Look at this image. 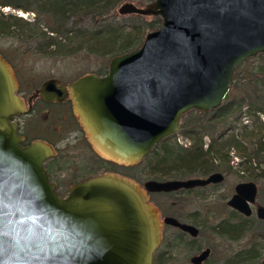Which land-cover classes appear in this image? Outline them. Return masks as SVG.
Returning <instances> with one entry per match:
<instances>
[{"label":"water","instance_id":"1","mask_svg":"<svg viewBox=\"0 0 264 264\" xmlns=\"http://www.w3.org/2000/svg\"><path fill=\"white\" fill-rule=\"evenodd\" d=\"M118 16L157 17L141 45L112 57L103 74L62 83L43 80L27 98L16 94L12 72L0 57V264H152L160 225L145 191H171L221 179L146 180L140 190L112 172L55 190L43 167L53 156L40 139L21 145L14 119L31 99H69L94 151L123 165L138 163L181 116L206 112L224 100L235 67L264 53V0H152L122 3ZM255 186L239 183L227 205L250 214ZM264 219V206L256 208ZM165 223L192 227L164 218ZM208 250L192 256L202 264ZM258 264H264V254Z\"/></svg>","mask_w":264,"mask_h":264},{"label":"rangeland","instance_id":"2","mask_svg":"<svg viewBox=\"0 0 264 264\" xmlns=\"http://www.w3.org/2000/svg\"><path fill=\"white\" fill-rule=\"evenodd\" d=\"M13 2L15 5L21 3L18 0H14ZM133 3L138 7L140 6L137 2ZM117 7L112 14L119 17L116 13ZM19 14L23 15V17ZM9 16L17 17L21 20L14 21L8 19ZM0 18V21L4 24L3 32H0V57L5 63H7L12 72L16 86V94L22 100L24 106L26 104L27 97L43 80L53 77L62 83H67L85 73H104L107 63L110 60L107 56L99 57L94 54L86 53L85 49H78L76 41H73L70 45H68L62 40L61 45H64L63 48L51 49V51L53 50L54 52L47 50L42 44L44 43L42 40L30 35L27 31L30 26L28 27L26 22H32L33 20V15L30 12L24 13L21 10L0 7ZM141 19L145 21L151 20V18L148 17H141ZM138 22L139 21H137V23ZM41 29L44 31L43 28ZM66 48H69L71 55L62 56L65 54L64 51ZM263 63L264 56L262 58L253 57L248 59L247 63H243L238 66V69H236V77L243 79L241 81L236 80V88L231 89L233 96L241 95L243 93V89L248 86L249 82L247 81V78L249 76H244L245 72L250 67H258ZM40 106V103L37 102L34 105L36 109ZM36 109H34L32 113L21 117L18 120L19 124L30 137L38 138L48 143L52 142L54 144V146H51L54 153L53 162H56V164H59L61 167V170L57 173L56 180L59 184L60 192L65 194L66 190L64 189L67 188L73 179L75 180V174L77 175L76 178L87 175V173L78 174V167H83L82 165L85 163L88 166L87 161L91 157L88 156L89 152H87L86 149L81 147V149L78 150L72 147L73 134L77 133V130L74 129V131L68 132L67 121L70 122L71 119L73 123V119L69 117L70 115H68V112L66 116L64 115L66 118L61 121L59 120V114L61 111L58 112L57 115L52 114L54 110H61V107L49 108L46 106V109H48L47 112H43L44 109ZM240 111L245 112V106L242 107ZM72 113L75 120L78 122L73 111ZM257 116L264 125L263 116L259 114ZM250 120L251 118L248 115L242 113L239 120L236 122V125L240 127L241 124H247V127H250ZM62 125L65 126V129H60L61 136L58 137L54 127H61ZM79 127L81 128L80 124ZM237 131L238 127H236V132ZM175 138H178L184 144H188L187 139L179 133L175 134ZM262 140L264 141V136L262 137ZM203 141L207 142V139L204 137ZM256 146L258 147L257 144H249L247 146L246 153L240 155L235 154L233 150L228 152V157L231 160V162L229 161V166L232 165L233 171L231 172L226 170L227 172L224 174L223 181L208 195L206 207L208 208L210 215L208 224L211 228L204 230V233L199 236V244L200 247L211 248L212 251L209 255V262H211V264H222L223 262H226L228 257L235 251L237 253L239 250L250 246H259L261 253H263L264 224L261 225L256 220L249 222L245 231L240 235H236L237 237L233 239L219 236L212 230L213 224H215L220 217L226 216L227 214L224 202L231 194L232 186L238 180L249 178L246 172H244V168L246 167L253 171L254 177L252 176V178L258 188L256 203L264 204V154L258 153L257 160L259 162L257 163L256 160H254ZM146 161V159H142L138 163L133 164L134 167L115 163V165L117 164L115 167L116 172L113 173L117 176L131 180L140 190L144 192L142 182L147 179H155L153 175L148 174ZM102 171L103 169L99 166L95 172L99 173ZM223 171L225 172V170ZM241 171L244 173L238 174V172ZM144 197L146 203L150 204L156 212L157 220L160 225V239L163 235L167 241V235L171 232V229L164 228L166 233H163L164 230L161 231V222L156 205H160V208L164 213L174 212L175 207L170 203L171 198L167 195H149L146 192L144 193ZM184 198L186 201L183 202V205L186 208L190 202H192V199L189 196ZM191 205L192 208L195 207L194 203ZM166 241L164 239L162 240L159 250H167L168 245ZM168 249L169 253L168 255L166 254L167 259H165L164 264H184L185 261L187 262V258L184 259L183 257L181 252L182 250L170 247Z\"/></svg>","mask_w":264,"mask_h":264},{"label":"trees","instance_id":"3","mask_svg":"<svg viewBox=\"0 0 264 264\" xmlns=\"http://www.w3.org/2000/svg\"><path fill=\"white\" fill-rule=\"evenodd\" d=\"M13 1L0 0V7L30 12L33 20L26 22V25L30 26L27 31L42 40V44L49 51L63 48L62 40L68 45L76 41L78 49L111 59L138 48L147 31L157 29L160 24L157 17L145 21L139 16L116 17L112 14L122 3L137 2L143 6L152 0H18L21 3L17 5ZM8 19L21 20L11 16ZM3 29L4 24L0 21V32H3ZM64 52L62 56L71 55L69 48ZM263 56L264 53L255 57ZM243 63L235 67L229 90L217 108L206 112L190 110L181 116L183 118L177 133L189 140V147L185 148L176 143L173 134L161 139L142 158L147 160L148 174L153 175L155 179H168L182 177L191 172L202 173L205 169L212 168L207 155L217 158L220 163H227L230 150L235 154H244L249 144L258 145L255 148L254 160L259 162L258 153L264 154V125L257 116L259 114L264 118V63L258 67H250L245 72L244 76H249L247 81L250 85L243 89L241 95L233 96L231 89L236 88V80L243 79L236 77V69ZM244 106L246 111L241 112L240 109ZM242 113L251 118L250 127H247V124H241L240 127L236 125ZM204 136L208 137L205 148ZM206 164H209L207 168ZM102 169L106 172H116L115 166L108 162ZM160 254L155 258L157 264L165 262L162 253Z\"/></svg>","mask_w":264,"mask_h":264},{"label":"flooded vegetation","instance_id":"4","mask_svg":"<svg viewBox=\"0 0 264 264\" xmlns=\"http://www.w3.org/2000/svg\"><path fill=\"white\" fill-rule=\"evenodd\" d=\"M36 102L40 103V105H41L37 109H44L43 112H47L48 109H46V106L49 108L61 107V110H58V111L54 110L52 112V114L57 115V113L61 111L59 114V120H61V121L66 118L65 116L67 115V112H68L69 113L68 115H70L69 117H71L73 119V123H72L71 119H70V122L67 121L68 122V132L74 131V129L77 130V133L73 134V146L72 147L75 149H78V150H80L81 147L86 149L87 152H89L88 156L91 157L87 161L88 166L85 163L84 165L81 164L83 167H78V172H77L78 174L87 173V175L80 176L79 177L80 179H79V178H76L77 175L75 174V176H74L75 180L73 179L71 181V183L67 186V188L64 189V190H66L65 194H62L60 192L59 184L56 180L57 173H58V171L61 170V167L59 166V164H56V162L55 163L53 162L54 154L51 158H49L43 162V167H44V170L46 172V175H47L48 179L55 184V190L60 196H65L67 194L70 185L78 183V182L85 180L87 178L93 177L92 175H95V173H96L95 171L97 170V168L99 166L101 168H103L104 164L108 162V163H112L113 166L116 167L117 164L115 165V162L107 160V159L101 157L100 155H98L94 151V149L92 148L91 144L87 141V139L85 138V134H84L83 130L79 127L78 122L75 120V118L73 116L72 109H71V103H70V100L68 98L65 99L64 101H61V102H56V101L46 102L43 99H41L40 97H35V98L31 99L30 109L25 114L14 119L18 134L23 137V139L21 141V145H27L32 140L38 139V138L30 137L23 130L22 126L19 124V121H18L21 117L28 115L29 113H32L34 111V109H36V107H34ZM25 106H26V104H25ZM54 129L56 130L58 137H60L61 136L60 129H65V126L62 125L61 127H59V126L56 128L54 127ZM174 134H177V132ZM169 136H171V135H169ZM204 137L207 139V142H208V137L207 136H204ZM175 141H176V143H178L179 145H181L185 148L189 147V145H190L189 140H187L188 144H184L178 138H175ZM207 142H204L203 148H205V145ZM48 144L50 146H52V145L54 146V144L52 142H49ZM207 156L209 157V163L212 165V168L205 169L204 172L202 171V173L191 172V173H187L186 175H184L182 177H173V178H168V179H153V180H157V181L185 180V179H189V178L205 179L213 173H219L221 175L220 180H217L215 182H208L204 185H195V186L187 187V188L179 187V188H177L175 190H171V191H145L149 195L150 194H159V195L169 196L171 198L170 203L173 204L175 207L174 212L164 213L161 210L160 205H156V207L158 209V215L160 218V222H161V231H163L164 228L165 229L169 228V229H171L170 230L171 232H169V234L167 235V237H168L167 241H166L165 236L164 237H163V235L161 236L160 243L156 247L154 254H153L152 264L158 263L155 261L157 254L161 255L160 253H162V257L166 259V254L169 253V249H168L169 247L174 248V249L179 248L180 250H182L181 252L183 254L184 259L187 258V262L185 261L184 264H192L190 262V258L192 256L198 255L203 250H208L205 258L202 260L201 263L202 264H211V262H209V255L211 254V251H212L211 248L210 247H200V244H199V236L202 233H204L203 232L204 230H208L211 228L208 224V221L210 219V215H209L208 208L206 207V203L208 200L209 193L212 192L213 189L217 188V186L223 181L224 174L227 172L226 170L232 172L233 167H232V165L229 166V161L231 162V160L228 157V155H227V157H228L227 163H220V161H218L217 158H215L211 155H207ZM80 163H81V161H80ZM207 165H209V164L205 165L206 168H207ZM223 170H225V172ZM103 172H106V171H102L99 173H103ZM244 172H246V174L249 178L248 179L244 178V179L238 180L232 186L231 194L226 198V200L224 202L225 210H226L227 214H226V216L220 217L217 220V222L215 224H213V228H212V230L216 234H218L219 236H223L225 238H228V239L236 238L237 237L236 235H240L241 233H243L245 231V229L248 227L249 222L256 220L261 225L264 224V219L257 218V216L255 214L256 208L259 206H264V204L256 203L258 188H257V186H256V184L252 178V176L254 177L253 171L251 169H249L248 167H246V168H244ZM244 172L241 171V172H238V174L244 173ZM96 174H98V173H96ZM147 180H149V179H147ZM145 181L142 182V187H143V183ZM246 182H252L254 184L255 190H256L253 203H248V206L250 209V214H248V215H244L243 213L237 211L236 209L228 206L226 203L227 200L234 194L235 186L239 183H246ZM186 196H189L192 199V202H190L188 207L185 208V206L183 205V202L186 201L184 198ZM193 203L195 204L194 208L191 207L192 206L191 204H193ZM166 217L173 218L179 224L192 227L191 230L194 229V232L183 230L180 227L172 225L170 223H165L164 218H166ZM163 233H166L165 230ZM163 239L166 241L168 248H167V250L163 249L161 251V250H159V248H160V245H161ZM263 248H264V246H263ZM263 254H264V250H263V253H261V249L259 246H253V247L250 246L248 248H243V249L239 250L237 253L235 251L231 256L228 257V260L226 262H223L222 264H258L260 262L262 256H263Z\"/></svg>","mask_w":264,"mask_h":264}]
</instances>
